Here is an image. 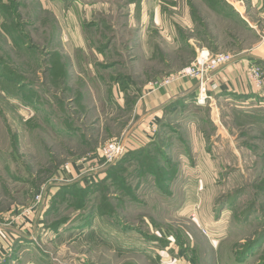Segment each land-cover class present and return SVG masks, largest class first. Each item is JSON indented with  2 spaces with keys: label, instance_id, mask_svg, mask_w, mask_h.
Here are the masks:
<instances>
[{
  "label": "rangeland",
  "instance_id": "obj_1",
  "mask_svg": "<svg viewBox=\"0 0 264 264\" xmlns=\"http://www.w3.org/2000/svg\"><path fill=\"white\" fill-rule=\"evenodd\" d=\"M12 1L17 17L0 18V224L24 214L30 233L0 264H264V97L217 96V69L201 104L198 80L178 79L204 48L252 79L260 66L241 52L261 39L248 12L216 0ZM174 85L192 92L188 108L162 126ZM170 122L186 143L168 140ZM111 143L125 150L109 161ZM143 149L149 167L111 174Z\"/></svg>",
  "mask_w": 264,
  "mask_h": 264
},
{
  "label": "crops",
  "instance_id": "obj_2",
  "mask_svg": "<svg viewBox=\"0 0 264 264\" xmlns=\"http://www.w3.org/2000/svg\"><path fill=\"white\" fill-rule=\"evenodd\" d=\"M38 2H34V0L32 1L33 4L36 5H40L39 0H37ZM222 1V3L224 5H230L233 6L234 9L236 10L237 13H239L241 15V17L244 18V12H248L249 18L252 19L253 23L255 24L254 26H252L253 29H256L258 35H260V39L261 41L257 44L254 45V48L252 49H242L243 51L241 53H246L251 51L250 56H248L249 58H247L248 60H244V61H240V63L243 65V63L245 62H250V64L252 63H257L262 69H264V0H220ZM11 4L8 3V0H0V18H1V23H6L8 22L5 21V19H3V15L4 13H8L11 15V11L10 9H7L8 11L6 12L5 10H3V8L5 6L11 8L10 6ZM12 5L14 6H19V7H26V4L24 3L23 0H13L12 1ZM239 5L242 7V10H239L238 7L236 8V6ZM10 11V12H9ZM228 14V13H226ZM17 17V12L13 15H11V18ZM247 20V19H245ZM13 21V19H12ZM9 20V22H12ZM14 22H17L16 19H14ZM19 22V21H18ZM2 25V24H1ZM2 27V26H1ZM205 50H207V48H204ZM210 51V50H209ZM211 52V51H210ZM236 62L239 61H235L233 65H229L228 67H225L223 69L220 68V70L218 69V73L216 74L217 77L216 80H218V83L220 85V90L217 94V96L220 97H226L229 96L231 98H235V99H242L244 100H257V99H262L264 97V87L261 88V86L259 87L250 77L249 72H247V64H246V68H242L240 65H238ZM243 62V63H242ZM217 72V71H216ZM184 85V84H182ZM182 85L179 86H172L171 88H167L166 91H163V94H166L168 96V94H172V98L171 100H163L161 103H163L164 105L166 104L165 107H167V109H165L164 111V116L161 117L162 123L164 126L165 124V119L166 117H168L167 115L171 114V111L173 108H175L176 106H179L181 108V105L178 104L176 105L175 102H177L178 100L184 98L187 95H189L190 91H188L189 89H186L185 95H181L184 92H179L178 90L181 91V87ZM217 85V84H216ZM264 85V83H263ZM176 95V96H175ZM165 96V95H164ZM178 96V97H177ZM163 97V96H162ZM170 98V97H169ZM166 101V102H165ZM185 109L188 108V104L187 101L185 102ZM169 108V109H168ZM183 108V107H182ZM170 123H168L166 125V127L169 128L170 131L167 132V138L171 143L174 142V140H179L181 142H187V140L185 139V135L183 133L180 132L179 129L174 128L173 126L170 125ZM170 125V126H168ZM152 141H156L152 140ZM175 144V142H174ZM162 149L165 150V145L162 146ZM191 149V148H190ZM191 152V150H190ZM171 155V154H170ZM171 157V156H169ZM170 162L172 161L171 158H167ZM172 163H175L176 166H178V162H174L172 161ZM78 169L77 170H69V174L71 175V179H75L77 178L81 173H85L84 169L85 168V164L81 163L78 164ZM75 167V166H74ZM87 167V166H86ZM180 167V166H179ZM83 171V172H82ZM80 172V173H79ZM66 179L69 180V176L67 174H65ZM166 197H174L175 193L174 190H169L168 192H165ZM11 218V217H10ZM9 220V218H7ZM7 219L5 220L6 223L4 224H0V258L4 257V255L7 252V248L10 247L12 244L11 243H16V241H18L19 237H27L26 235H28L29 229L28 227V223H20L19 220H15V218L12 220L14 221L13 223L14 226L12 227H7ZM12 219V218H11ZM21 241H18L17 243H19Z\"/></svg>",
  "mask_w": 264,
  "mask_h": 264
},
{
  "label": "built area",
  "instance_id": "obj_3",
  "mask_svg": "<svg viewBox=\"0 0 264 264\" xmlns=\"http://www.w3.org/2000/svg\"><path fill=\"white\" fill-rule=\"evenodd\" d=\"M232 59V56L229 54H211L209 50H202L200 54L198 55L196 61L189 67L183 69L180 74L178 75L179 78H195L198 80V86H199V103L206 104L207 101L211 98L209 97V81L211 78V75H213L214 72L217 71L220 67L223 65L228 64ZM262 69L260 67H254L252 69V79L259 84L260 78L262 75ZM169 83V82H167ZM161 85L160 87H162ZM215 88H218V86H215ZM156 127V126H155ZM156 131V129H155ZM125 150L124 144L122 143H111L106 145L103 148L102 154L105 159H109V161H112L111 159H114L118 156H120ZM42 201L41 196L37 197V202L33 205V207L29 208L28 214L30 216H34L37 214L39 205ZM19 218L23 219V222L25 221L26 216L24 214L19 215L15 218V220H19Z\"/></svg>",
  "mask_w": 264,
  "mask_h": 264
},
{
  "label": "trees",
  "instance_id": "obj_4",
  "mask_svg": "<svg viewBox=\"0 0 264 264\" xmlns=\"http://www.w3.org/2000/svg\"><path fill=\"white\" fill-rule=\"evenodd\" d=\"M215 5H214V7H215V9L218 11V10H221V11H224V4L222 3V1H220V0H216V2L214 3ZM7 9H10L9 7H7V6H5L4 8H3V10H5L6 12L8 11ZM225 12V11H224ZM225 13H227V11L225 12ZM16 22H14V24H15ZM17 25H19V23H17ZM54 71H55V68H54ZM12 84V82L11 81H9V85H11ZM25 86L26 84L24 83V84H22V83H18V86ZM125 87V86H124ZM186 102V99H184V98H182V99H180V100H178L177 102H175V104L176 105H178V104H180L181 105V107L183 106V108L185 107V103ZM154 144H157L156 142L154 143ZM157 147V146H156ZM162 154H163V156H167V154H164V152L163 151H165V150H163L161 147H159V148H157ZM144 151H142V150H139V151H129L117 164H116V166H118V167H114V166H112V168H111V174H114L115 173V171H120L121 169H123V168H121V165H123V164H127V162H140L141 163V165H144V162H146L147 164H148V167H149V164H150V162H152V161H154V160H152V158L153 159H155V157H152L151 158V156H149V154L147 153V150L146 149H143ZM159 152V153H160ZM160 153V154H161ZM149 159H150V161H149ZM106 175H108V174H106ZM105 177H107V178H105L104 180H103V182H110L111 180H110V178H111V176H105ZM119 181V184L121 183L120 182V180H118ZM113 185H114V183H113ZM128 187V186H127ZM166 188H167V192L169 191L168 190V186H166Z\"/></svg>",
  "mask_w": 264,
  "mask_h": 264
}]
</instances>
